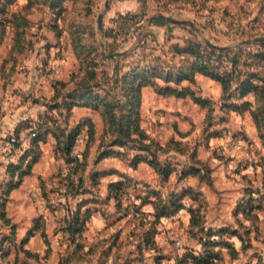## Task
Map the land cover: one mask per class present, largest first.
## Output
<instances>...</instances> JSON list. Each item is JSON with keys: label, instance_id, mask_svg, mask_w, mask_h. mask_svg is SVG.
Instances as JSON below:
<instances>
[{"label": "rangeland", "instance_id": "1", "mask_svg": "<svg viewBox=\"0 0 264 264\" xmlns=\"http://www.w3.org/2000/svg\"><path fill=\"white\" fill-rule=\"evenodd\" d=\"M0 264H264V0H0Z\"/></svg>", "mask_w": 264, "mask_h": 264}, {"label": "trees", "instance_id": "2", "mask_svg": "<svg viewBox=\"0 0 264 264\" xmlns=\"http://www.w3.org/2000/svg\"><path fill=\"white\" fill-rule=\"evenodd\" d=\"M217 79L219 80V78H217ZM144 84H146V83H140V84H138L137 91H141L142 87H144ZM167 89L170 90V91H177L174 88H169L168 87ZM130 104H133L132 100L130 101ZM72 144H73V138H70V141L65 145L64 149H66L67 147L68 148L70 147V150H71ZM153 165L156 166L155 164H153Z\"/></svg>", "mask_w": 264, "mask_h": 264}, {"label": "built area", "instance_id": "3", "mask_svg": "<svg viewBox=\"0 0 264 264\" xmlns=\"http://www.w3.org/2000/svg\"><path fill=\"white\" fill-rule=\"evenodd\" d=\"M12 142L14 143V142H16V138L14 137V138H12Z\"/></svg>", "mask_w": 264, "mask_h": 264}]
</instances>
